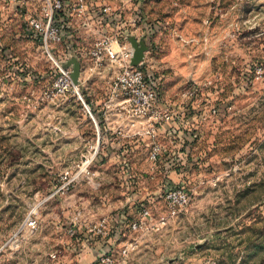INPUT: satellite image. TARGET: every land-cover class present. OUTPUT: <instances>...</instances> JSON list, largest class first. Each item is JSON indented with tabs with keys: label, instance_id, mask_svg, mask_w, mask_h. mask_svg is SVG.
I'll return each instance as SVG.
<instances>
[{
	"label": "rangeland",
	"instance_id": "obj_1",
	"mask_svg": "<svg viewBox=\"0 0 264 264\" xmlns=\"http://www.w3.org/2000/svg\"><path fill=\"white\" fill-rule=\"evenodd\" d=\"M41 2L0 0V264L50 263L68 229L113 215L125 227L142 208L151 220L119 234L133 245L125 264H264V0H86L87 26L72 30L84 50L103 33L148 37L140 67L157 85L156 136L141 128L129 151L109 135L99 148L115 63L82 57L79 95L43 96L59 71L25 31ZM172 187L190 195L174 212Z\"/></svg>",
	"mask_w": 264,
	"mask_h": 264
},
{
	"label": "built area",
	"instance_id": "obj_2",
	"mask_svg": "<svg viewBox=\"0 0 264 264\" xmlns=\"http://www.w3.org/2000/svg\"><path fill=\"white\" fill-rule=\"evenodd\" d=\"M98 10L102 15L100 17L102 21L110 16V7L103 6ZM86 14V0H42L38 14L35 17L29 16L26 20L25 31L27 36L40 45L59 71L50 86L44 91L43 96L52 99L72 89L79 95L77 85L72 82L71 66L65 67V63L72 57L77 60L87 57L92 61L94 68L101 69L106 63H115L118 66L115 75L106 81L108 93L110 99L121 98L127 104L126 112L128 115L148 117L150 120L156 118L158 114L155 110L157 85H152L154 83L149 82L147 80L149 77L143 73L140 67L143 59L135 66L131 64L134 48L127 39L128 32H116L111 35L103 33L86 50L72 41L74 24L81 27L87 26ZM136 38L138 40L139 37ZM145 40L148 41V37H145ZM58 51L63 56L59 63L55 61ZM89 108L90 106L87 105L88 112L92 116ZM167 118L168 116L165 115V119ZM149 125L145 129V133L149 134L151 138H155L156 129ZM154 142L150 147L149 159L152 165L156 166L162 147ZM163 198L174 212L188 203L190 195L182 187H172L164 192ZM147 220H151L150 211L147 208H142L137 212L136 217L128 221L125 227L120 226L119 232L121 233L122 230L129 232L141 230L146 225ZM24 223L31 228L36 227L35 210L28 213ZM92 230L95 235L108 238L110 235L108 220L102 219ZM67 232L74 235L76 231L70 228ZM132 249V244L123 245L120 249V258H117L112 251H105L96 257L94 264H125V258Z\"/></svg>",
	"mask_w": 264,
	"mask_h": 264
},
{
	"label": "crops",
	"instance_id": "obj_3",
	"mask_svg": "<svg viewBox=\"0 0 264 264\" xmlns=\"http://www.w3.org/2000/svg\"><path fill=\"white\" fill-rule=\"evenodd\" d=\"M106 85L107 84L104 83L103 86L105 88V93L107 94L108 91L106 90ZM96 104H98V100H95V108L97 106ZM101 104H103L102 106H104L105 111L100 117L95 119L96 124H99L97 127V132L101 140L99 142V148L101 151L108 148L104 145V141L106 140V136L109 135L114 139L112 143L120 140L121 142H126L127 145L125 146V150L129 151V141H133L134 134L137 131L142 130L141 128L147 129L150 119L148 117H132L128 115L126 112L127 104L121 98H109L108 100L102 99ZM104 108L102 107L101 109L104 110ZM166 143L171 151L173 146H170L168 141H166ZM113 146L117 145H112V147ZM163 168V170L169 172V175H166V177H170L171 170L173 169L171 168L170 163L165 162ZM152 169L155 170L157 167ZM165 183L169 184V181L165 180ZM149 187L151 188V186ZM151 191L152 190H150V192ZM121 217V215H113L111 217L112 219L108 220L110 226V235L108 238H102L99 235H95L91 226L86 225L80 230L77 229L75 237L66 238L65 240V249L67 252H65L63 256H59L57 259L51 260V262L47 264H94L96 257L108 250L118 256L124 240V235H119L122 233V231L121 233L119 232L120 226L123 225ZM129 262L128 264H130ZM29 264H36V262L31 260Z\"/></svg>",
	"mask_w": 264,
	"mask_h": 264
},
{
	"label": "water",
	"instance_id": "obj_4",
	"mask_svg": "<svg viewBox=\"0 0 264 264\" xmlns=\"http://www.w3.org/2000/svg\"><path fill=\"white\" fill-rule=\"evenodd\" d=\"M128 41L131 43L132 47L134 48L133 57L131 59V64L133 66L137 65L142 59L144 51L147 49L145 44V40L141 37L139 40H136L134 36H128ZM71 66V78L74 85H78L79 83V75H80V62L75 58L72 57L67 61L65 67Z\"/></svg>",
	"mask_w": 264,
	"mask_h": 264
}]
</instances>
